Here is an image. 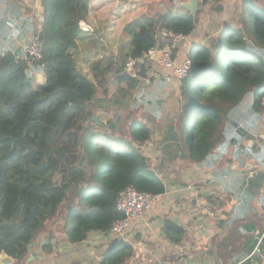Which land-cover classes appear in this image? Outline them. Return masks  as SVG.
Masks as SVG:
<instances>
[{"label":"trees","instance_id":"1","mask_svg":"<svg viewBox=\"0 0 264 264\" xmlns=\"http://www.w3.org/2000/svg\"><path fill=\"white\" fill-rule=\"evenodd\" d=\"M223 1L201 0L200 4L203 8L207 4L217 7ZM90 2L41 0L40 26L31 39L41 40L43 50L42 57L35 60L14 48L10 37V31L16 33L25 22L19 21L14 26L17 16L0 12V250L12 255L15 264H23L27 257V246L20 236L25 234L28 217L36 225L39 217L42 223L57 212L64 213L63 230L71 243L82 242L89 232H109L113 221L122 217L115 208L121 191L131 187L149 194H163L164 177L159 176L158 169L165 162L176 164L180 158L207 164L211 148L228 134L242 130L234 131L239 122L245 126L253 119L243 113L244 101L256 114L264 95V0H241L236 26L225 25L210 47L195 43L188 52L191 67L180 85L182 103L177 115L182 136L175 139L173 132L171 141L178 146L176 152L170 157L163 153L160 164L151 167V158L140 149L152 134L145 122L124 116L125 132L121 125L113 134H105L92 120L96 115L100 121V112L110 111L112 94L118 92L119 98H126L139 82L117 65L112 56L105 64L94 62L90 67L92 81L102 89L101 95L93 91L86 103L69 101L49 121L43 117L33 121L34 126L26 120L13 139L12 122L24 106L35 104V112L40 116L59 96L58 87L65 76L71 78L70 85L85 82L86 76L70 50L77 49L80 22L86 20ZM168 4L169 8L155 14L149 11L123 29L131 39L119 48V58L122 61L129 57L145 58L144 62H137L138 77L145 80L151 63L146 59L148 52L157 46V41L163 43L162 47L170 46L162 40L160 32L189 36L200 22V10L194 15L187 12L172 15L173 0H168ZM9 15L13 17L11 20ZM29 28L25 27L24 32ZM36 73L44 75L42 84L37 82ZM123 104L118 98L114 100L118 108L123 109ZM168 125L174 130L173 123ZM81 158L84 159L79 164ZM9 189L16 197H10L13 201L5 217V190ZM29 192L38 198L30 214L27 203H33L29 202ZM58 197L60 203L53 201ZM49 200L53 206L48 205ZM62 201L64 210L60 212ZM9 232L12 236H8ZM241 238L244 242L240 248L231 247L229 236L220 238L215 246L216 257H210L211 250L206 254L212 261L220 259L224 264H261L264 237L259 251L253 255L255 238L252 235ZM117 246L104 264H127L133 254L130 245L121 239Z\"/></svg>","mask_w":264,"mask_h":264},{"label":"crops","instance_id":"2","mask_svg":"<svg viewBox=\"0 0 264 264\" xmlns=\"http://www.w3.org/2000/svg\"><path fill=\"white\" fill-rule=\"evenodd\" d=\"M177 1L185 0H173L174 4L170 8L172 15L185 12L177 7ZM221 6L222 11L214 12V15L204 7L205 20L202 21V17L189 36L174 44L177 64L187 57L195 43L206 45L210 37L215 38L213 41L218 38L227 18L223 12L226 3ZM169 7L168 0H91L88 16L84 21L91 31L81 30L76 38L77 49L70 50L83 74L86 73L82 68L83 63L89 65V77L84 80L92 81L90 67L94 62L105 64L112 56L115 63L120 65L122 59L119 58V48L131 39L123 30L128 23L141 15H148L149 11L155 14ZM5 11L17 16L13 20L14 26L19 21L25 22L16 33L12 34L10 31L14 48L23 51L25 43L40 26L41 0H0V12ZM232 11L233 9L230 12ZM8 18L11 20L13 17L9 15ZM25 27H30L27 32H24ZM163 41L170 43L164 39ZM149 58L150 70L143 85L149 87V90L154 88V93L152 102L149 98L148 101L145 100L146 103L144 101L146 106L150 105L147 112H158L162 115V110L171 106L170 103H176V110L168 119L160 116L156 122L151 117L143 120L152 129V134L146 141L145 154L151 158L153 164H160L159 158L163 153L170 157L176 152L178 146L171 141L173 132L176 133L175 139L182 136L177 127L174 126V130L168 127V124H174L177 122L175 119H178V110L182 103L178 92L181 83L173 71L158 65L156 56ZM35 78L40 84L45 80L42 73H36ZM137 79L142 80L140 76ZM99 89L98 95H101L102 89ZM245 103L241 109L253 119L247 121L242 130L228 134L211 148V158L207 164L199 165L179 158L176 164L165 162L158 169L159 176L164 177L163 197L145 210L141 220L129 223L122 238L130 245L133 253L129 264H139L144 259L150 260L151 264H224L220 259L212 261L206 254L211 250L213 254L209 256L216 257L215 246L220 238L229 236V243L235 248L243 245L244 238L241 237L252 235L254 238L261 236L263 239L264 95L260 99V108L256 114H252ZM113 107L111 104V108ZM111 127L108 124L107 130H111ZM166 136H169V140H166ZM51 203L52 200H49L48 205ZM43 209L44 212L46 209ZM64 215L57 212L42 223L39 217L36 225L28 217L27 226L23 229L25 234L20 239L27 246L26 259L31 253H35L36 257L27 264H104L107 255L119 248L117 244L121 239L110 232H89L82 242L71 243L63 230ZM32 225H35L34 230L31 229ZM260 243L255 244L251 255L259 251ZM225 249L228 250L227 245ZM262 249L264 250V246ZM260 259L261 264H264V252L260 254Z\"/></svg>","mask_w":264,"mask_h":264},{"label":"rangeland","instance_id":"3","mask_svg":"<svg viewBox=\"0 0 264 264\" xmlns=\"http://www.w3.org/2000/svg\"><path fill=\"white\" fill-rule=\"evenodd\" d=\"M240 2H241V0H225V2H220L218 4L219 6H217V7H212V6L206 5L205 8L207 7V9L210 11L211 15H214L213 14L214 12L220 13L222 10L218 11V9L221 8V5L226 3V8L223 12L226 13L227 18L223 22V25L229 24L230 26H236L237 25L236 18L239 15V4H240ZM205 8H202V10H201L200 19L202 17H204L203 13H205ZM231 9H233L232 12H230ZM210 13L209 12L207 13V15L209 17L211 16ZM204 20H205V17L202 18V21H204ZM208 20H210V19H208ZM208 36H209V34H208ZM209 39L206 41L207 47H210L212 45L213 42H211V41H213L215 38L211 39V37H210ZM167 41L169 42V40H167ZM82 68H84L86 70V73H84V77L85 76L89 77V76H87L89 65H85V63H83ZM70 80H71V78L69 76L64 77L63 81L60 82L59 87H58V91L60 93L59 96L56 98V100H54L52 103H50V105L41 113L40 116H37V114L35 112L36 111V105L35 104H28L21 109L19 116L12 122V127H13L12 138L13 139L19 133L18 128L20 127V125L22 127L25 124L26 120H29L30 123L32 124V126H34L33 121H36V119L41 118V117H43L45 120L49 121L52 114L55 111H57L58 109H60L65 103H67L69 101L74 102V103H86L88 101L90 95L93 93V91H95L96 94H100V89H99L98 85L95 84L94 82H89V80H87V82L90 83V85H86V83H85L86 81L85 82H81V81L74 82V84H76V85H74V84L70 85ZM144 81H146V80L142 78V80L138 82L136 88L131 90V93L129 95H127L126 98H123V99H121V97L119 98L118 92L111 95L110 103L112 105H114V100H117V98H118V100L123 101L124 107H122L123 109H121V107L118 108L114 105L113 108L110 107L111 109L109 112L108 111L100 112V117H101L100 121L103 123V125L101 127H98V125L96 126V128L98 127L99 131L105 132L107 134H113L117 130L116 127L118 128L122 125V131L125 132L126 127H124V125L126 124L127 119L125 120L124 116H129L130 118L139 119L141 121L147 120L148 118L151 117V119L155 120L154 122H156L157 120H159V118H161L160 116L168 119V116L171 113L175 112V110H176L175 104L176 103L172 102V103H170L171 106H168V108H165L164 110L161 109L162 115H159L158 112H155V113L150 112V114H149L147 111L149 110L148 106H150V105L146 106L145 100L148 101L149 99H151V102H152V100H153L152 95L154 93V91H153L154 88L152 90H149V87H145L143 85ZM178 82L181 83L182 81L179 79ZM149 84L151 86H153L152 82H149ZM178 92L180 93V89ZM156 94H157V92H156ZM180 96H181V94H180ZM181 100H182V98H180V102H181ZM144 101H145V103H144ZM174 106H175V108H174ZM173 108H174V110H173ZM119 112H121V121L119 124H115L114 123V116L116 114H118ZM156 115H159V116H156ZM169 119H171V118H169ZM161 120H164V119H161ZM161 120L159 122H161ZM175 120H177V122L176 123L174 122V126L177 127L176 129H180L179 119H175ZM110 123L112 124L111 130H107V125ZM40 141H41V139H40ZM38 157H39V155H38ZM153 166L154 165L152 163L151 167H153ZM5 194H6V199H5L4 206H3V210H4L3 215L5 217H8V215H9L8 208L13 201V199L10 197H16V195H15L14 191L11 192V189L5 190ZM28 197H29V202L33 203V204L27 203V206H28L27 209H28V212L30 214L31 212H34L33 211V209L35 207L34 205L37 202L38 198L35 197L34 192H29ZM60 198L61 197H58L56 200H53V201H58V203H60ZM62 204H63V201L58 208V210L60 209V212H62L64 210V207H62ZM25 215H26V213H25ZM8 236H12V233L9 232ZM129 262L131 263L130 259L127 262V264H129ZM139 264H151V262H150V260L144 259V261H140Z\"/></svg>","mask_w":264,"mask_h":264},{"label":"built area","instance_id":"4","mask_svg":"<svg viewBox=\"0 0 264 264\" xmlns=\"http://www.w3.org/2000/svg\"><path fill=\"white\" fill-rule=\"evenodd\" d=\"M157 35L158 33L154 37L157 38ZM160 36L162 40H169L170 46L162 47L161 45L163 43L157 41V46L148 52V58L146 59L149 60L150 56H156L157 62L161 67L173 71L177 79H180L182 81L187 77V74L191 67V61L188 57H186L180 64H177V53L174 48V44L181 40H184L186 36L182 34H174L167 31L160 32ZM42 50L43 42L39 39H30L23 46L24 56L28 59H40L42 57ZM144 61L145 58L137 60L129 57L122 61L120 63V66L130 76L138 78L137 62ZM243 127L244 123L239 122L236 125L234 131H237V129H242ZM145 146H142L140 149L142 151H145ZM162 197V194H149L140 192L131 187L124 189L118 194L115 204L116 210L121 213L122 217L113 221L109 232L117 235L118 238L122 239L127 227L129 226V223H131L132 221L141 220L144 216L145 210L150 209L152 206H154ZM21 204L22 203H20V206ZM261 239V236H255L257 245L260 243Z\"/></svg>","mask_w":264,"mask_h":264},{"label":"water","instance_id":"5","mask_svg":"<svg viewBox=\"0 0 264 264\" xmlns=\"http://www.w3.org/2000/svg\"><path fill=\"white\" fill-rule=\"evenodd\" d=\"M176 5L180 9H184L185 12L194 15L197 10H202V5L200 4L199 0H185V1H177ZM80 29L88 31L90 27H88L84 21L80 22ZM92 120L98 125V127H101L103 125L102 122L98 120V117L96 115L92 116ZM121 121V112L116 114L114 116V123L119 124ZM105 133V132H102ZM107 134V133H105ZM84 158H81L79 161V164H82ZM36 257L35 253H31L28 258L25 261V264H27L29 261H32ZM15 259L12 255H9L5 250H0V264H14Z\"/></svg>","mask_w":264,"mask_h":264},{"label":"bare ground","instance_id":"6","mask_svg":"<svg viewBox=\"0 0 264 264\" xmlns=\"http://www.w3.org/2000/svg\"><path fill=\"white\" fill-rule=\"evenodd\" d=\"M109 125H110V126H112V124H111V123H110Z\"/></svg>","mask_w":264,"mask_h":264}]
</instances>
